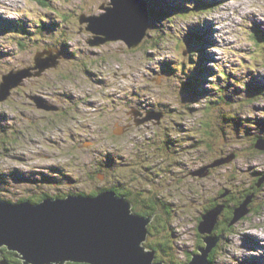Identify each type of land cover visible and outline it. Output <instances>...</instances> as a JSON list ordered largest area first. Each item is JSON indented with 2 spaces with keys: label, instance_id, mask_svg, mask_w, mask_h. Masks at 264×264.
Masks as SVG:
<instances>
[{
  "label": "rangeland",
  "instance_id": "rangeland-1",
  "mask_svg": "<svg viewBox=\"0 0 264 264\" xmlns=\"http://www.w3.org/2000/svg\"><path fill=\"white\" fill-rule=\"evenodd\" d=\"M147 2L150 28L129 48L91 45L79 21L111 0H0V82L30 74L0 100V189L17 202L116 187L137 211L152 198L146 244L163 264L191 260L214 203L248 207L215 261L264 264V0ZM50 46L57 66L39 67ZM135 107L166 115L140 121Z\"/></svg>",
  "mask_w": 264,
  "mask_h": 264
},
{
  "label": "water",
  "instance_id": "water-1",
  "mask_svg": "<svg viewBox=\"0 0 264 264\" xmlns=\"http://www.w3.org/2000/svg\"><path fill=\"white\" fill-rule=\"evenodd\" d=\"M132 1L135 2L111 0L100 15L81 14L79 21L87 24L88 31L97 34L91 45L122 40L129 48H135L142 43L146 30L126 33L110 20L112 14L119 12L122 20L133 23V15L128 14L126 18L123 15V8ZM141 4L147 14L148 2ZM146 22L150 24L148 17ZM55 50L49 48L39 52L37 65L43 68L57 66V55H52ZM46 53L52 56L43 58ZM16 71L3 74L0 100L7 99L10 89L30 75L25 70ZM163 116L164 111L150 110L142 121L156 119L160 122ZM255 146L264 151V137H259ZM194 174L201 176L204 172ZM133 208L132 200L114 189H105L95 195L47 197L38 203L0 199V249L5 246L16 251L23 264H163L155 261L156 250L146 245L150 233L148 226L156 213L145 216ZM239 208L234 210L232 223L249 211L248 207ZM223 210L224 206L217 205L202 214L198 230L203 234L205 244L198 248L199 254H192L187 264H213L211 253L222 238V235L213 236V231ZM158 211L162 212L159 208Z\"/></svg>",
  "mask_w": 264,
  "mask_h": 264
},
{
  "label": "trees",
  "instance_id": "trees-1",
  "mask_svg": "<svg viewBox=\"0 0 264 264\" xmlns=\"http://www.w3.org/2000/svg\"><path fill=\"white\" fill-rule=\"evenodd\" d=\"M148 11H149V15H151V17L153 16V12H152V9L151 8H148ZM164 15H167V13L168 12H166V11H163L162 12ZM150 28V27H149ZM44 40V39H43ZM59 47V46H58ZM48 48H52V46H50V47H48ZM55 48H57V47H55ZM59 50H60V48H58ZM63 55H66V53H65V51L63 50ZM32 185V184H31ZM43 185H45V186H48V185H46V184H43ZM42 185V186H43ZM256 185H257V183H256ZM40 188H42V187H40ZM114 188V187H113ZM112 188V189H113ZM106 189V188H105ZM114 190H116L117 191V193L118 194H120V195H125L124 193H122V192H120V191H118V188H114ZM4 194V191L2 190V189H0V199H3V195ZM48 194V193H47ZM95 194H97V193H95ZM56 195H58L57 197H63L64 195L63 194H56ZM94 195V194H93ZM44 198H41V199H39L38 201H42ZM21 200H24V199H21ZM20 200V201H21ZM216 203H214L212 206H216L215 205ZM149 205H151V206H149L148 207V205L146 204V205H143L142 206V208H140L139 209V211H137L136 210V208H134L135 209V211L137 212V213H139V214H146V215H149L150 214V212L152 211V213H157V215H158V213H159V211L156 209L157 207L156 206H154L153 204H149ZM136 206V205H135ZM134 206V207H135ZM150 207H151V209H150ZM143 210V211H142ZM228 211H229V214H230V219H231V217H233L234 216V209H224L223 211H222V213H221V215H224V214H228ZM151 213V214H152ZM202 218V217H201ZM227 218H229V217H227ZM222 219V218H221ZM200 221H201V219H200ZM221 221V220H220ZM220 221H218V223H217V226H220L221 225V222ZM227 221V224H224V225H222L221 227H219V228H217V229H215L213 232V236H215V237H217L218 236V233H222L223 231H224V229H230V227L232 226V225H234L232 222L233 221H229L228 219L226 220ZM225 221V222H226ZM230 224H232V225H230ZM152 225V224H151ZM199 231V230H198ZM205 244V242H204V240H203V234H201L200 233V239H199V241H198V246H197V249H195V250H193V252H191V254H190V252H188V258H189V260H190V258L192 257V253H198L199 252V250H198V248L200 247V246H202V245H204ZM147 245V244H146ZM152 246V245H151ZM221 246H222V243L220 242L219 243V245L213 250V252L211 253V260H212V262H213V264H216V261H215V254H216V252H218V250L221 248ZM6 249V248H5ZM7 250H9L8 248H7ZM6 250V251H7ZM14 252H16V251H14ZM16 255H17V252H16ZM7 256V255H6ZM8 257V256H7ZM156 258H157V256H156ZM18 259L19 260H17V262H16V264H23V260L21 259V258H19L18 257ZM156 261H158V260H156ZM69 264V263H68Z\"/></svg>",
  "mask_w": 264,
  "mask_h": 264
},
{
  "label": "bare ground",
  "instance_id": "bare-ground-1",
  "mask_svg": "<svg viewBox=\"0 0 264 264\" xmlns=\"http://www.w3.org/2000/svg\"><path fill=\"white\" fill-rule=\"evenodd\" d=\"M135 2H130L131 5H127L124 7L123 15L126 16L133 15L135 20L133 23H129L128 21H124L119 17V12L117 14H112V18L110 19L111 22H114L117 25V28L124 32H135L137 31H144L146 30L148 33V29L150 27L149 23L146 22V17L150 20L149 11L147 8V14L145 7L142 6L141 3L147 2V0H134ZM146 33V35H147ZM207 35L205 38H208V33L205 32ZM143 42V41H142ZM200 251L197 253L199 254Z\"/></svg>",
  "mask_w": 264,
  "mask_h": 264
},
{
  "label": "flooded vegetation",
  "instance_id": "flooded-vegetation-1",
  "mask_svg": "<svg viewBox=\"0 0 264 264\" xmlns=\"http://www.w3.org/2000/svg\"><path fill=\"white\" fill-rule=\"evenodd\" d=\"M134 109H138V110H140V111H138V113L137 114H135V116H138L139 117V120L140 121H142L145 117H146V113H148L150 110H155V109H150V110H142V109H139V108H137V107H135ZM134 109H133V112H134ZM135 113V112H134ZM166 112L164 111V116L163 117H165V114ZM154 122H157V121H154ZM162 122V119L160 120V122H158V124L159 123H161ZM259 137H261V136H259ZM258 137V138H259ZM257 140V139H256ZM264 152V151H263ZM47 188H48V186H45V185H43L42 186V189L45 191V190H47ZM49 189V188H48ZM118 191H120V192H122V193H124L126 196H128L129 195V193H127V191H124V190H120V189H118ZM58 195H51V194H47V193H45L43 196H42V198H47V197H57ZM3 198H5V199H7V200H10V199H8V198H6V196H3ZM135 198V197H134ZM21 199H24V200H30V201H32L33 203H38V202H40V201H38V200H35L32 196H26V197H23V198H19L18 200H17V202H21V201H24V200H21ZM130 199H132V198H130ZM149 199V201L147 202V203H143L142 205H148V207L149 206H151V205H149V204H151L152 203V198H148ZM21 200V201H20ZM133 200V199H132ZM133 202H135V201H133ZM150 209H151V207H150ZM228 210V209H227ZM231 210V209H230ZM228 214H229V211H228ZM227 217H230V214H229V216H227ZM226 217V218H227ZM224 219V222L227 220V219ZM227 222V221H226ZM227 230H229V229H224V231H223V233H224V236L226 235L225 233H226V231ZM6 248V249H5ZM7 247H4L3 249H2V251H0V264H2V263H5V264H16V262H17V260H19L18 259V257H17V255H16V252H14V251H12V250H7ZM190 254H191V252H190ZM8 257H7V256Z\"/></svg>",
  "mask_w": 264,
  "mask_h": 264
}]
</instances>
